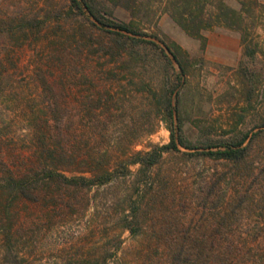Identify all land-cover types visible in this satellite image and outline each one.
Returning <instances> with one entry per match:
<instances>
[{"label":"rangeland","instance_id":"rangeland-1","mask_svg":"<svg viewBox=\"0 0 264 264\" xmlns=\"http://www.w3.org/2000/svg\"><path fill=\"white\" fill-rule=\"evenodd\" d=\"M113 1L99 0L111 8L115 6ZM166 1L143 0L145 8L136 20L150 36L174 42L188 55V83L180 92L187 137L195 141L203 135L221 142L245 133L251 137L257 134L249 158L235 165L187 155L193 152L184 149L183 153L166 154L152 172L153 188L140 196L143 231L138 237L123 230L119 221L127 209V192L133 191V177L127 184L120 181L100 190L74 192L70 203L64 205L60 201L52 212H48L44 202L20 198L14 202L0 194V264H81L100 251L109 236L124 241L118 254L119 264H167L163 255L169 236L190 229L192 233H205L210 239L219 228L230 236L248 231L261 234L252 243L260 251L251 245L245 247L244 240L238 237L241 254L229 264H264V18L253 33L252 46L257 55L252 59L245 54L238 32L216 27L204 32V40L188 35L166 13ZM259 1L264 4V0ZM227 2L240 7L236 0ZM114 15L119 21L133 19L130 12L121 8ZM34 17L39 18L41 28L17 31L21 20ZM44 20L47 23L42 25ZM85 22L70 11L69 0H0V61L5 64L0 70L7 71L6 78L10 80L12 76L13 82L0 93L1 160L10 165L24 164L33 152L28 116L33 109L35 118H43L46 111L37 68L57 83L60 95L63 83L69 86L64 67H71L70 73L76 77L74 84L71 82L69 91L61 92L63 98L59 99L62 104L69 101L72 108L66 116L71 139L82 135V144L89 152L116 156L147 152L154 145L170 142L169 127L152 104L154 97L148 94L155 87L150 80L158 77L150 69L143 74L150 87L124 81L118 88L122 95L106 97L101 119L107 121V126L96 128L87 120L81 106L90 91L84 88L94 87L79 84L80 75L88 68L82 64L101 72L107 59L99 60L91 45L78 47V42H88L83 36L98 33ZM97 40L94 37L92 41ZM74 56L83 62L72 65ZM107 76L103 73L98 81L106 83ZM9 85L6 82L3 86ZM80 118L85 121L80 123ZM137 169L132 168L134 173ZM242 200L246 201L240 205ZM224 218L227 224L221 227ZM8 228L12 230L10 246L4 236ZM8 247H12V253ZM216 251L200 264H221Z\"/></svg>","mask_w":264,"mask_h":264},{"label":"trees","instance_id":"trees-1","mask_svg":"<svg viewBox=\"0 0 264 264\" xmlns=\"http://www.w3.org/2000/svg\"><path fill=\"white\" fill-rule=\"evenodd\" d=\"M227 1L167 0L164 9L182 30L195 39L204 40V32L216 27L238 32L245 54L254 59L257 50L252 46V38L256 26L264 18V4L259 0H236L240 7L234 8ZM69 3L71 12L82 17L85 23L98 31L96 35L83 36L82 38H86L88 42L85 44L78 42V47L91 45L99 60L107 59L101 66V72L95 67L90 69L89 65L82 64L84 68L85 66L88 68L80 75L79 84L85 86L90 84L94 87L92 89L89 86V90L84 88V91H90V94L84 96L85 101L81 106L87 120L96 128L107 126V121L101 119L106 97L112 96L114 99L115 96L122 95L118 88L124 85V81L131 85L150 87L149 81L143 75L150 69L155 73L154 76L158 77L150 80L155 85L151 88V93L144 91L154 97L155 104L153 102L152 104L169 127L170 142L166 145H154L147 152H123L117 153L116 156L109 152H89L86 150L82 135L76 134L77 136L71 139L73 136L66 126L68 121L66 116L72 108L69 101L65 100V104H62L59 99L63 98L61 92L65 94L70 88V83L74 84L76 77L70 73L71 67L68 66L70 70L64 67L69 75H66L69 86L61 81L64 87L60 95L57 83L51 82L44 70L37 68V82L46 99L45 116L35 118L33 109L31 117L28 116V129L34 143L28 161L24 164L10 165L0 159V194L14 202L19 198L33 203L44 202L48 212H52L59 207L60 201H64V205L70 203L75 197L74 192L93 188L100 190L120 181L127 184L128 179L133 177L130 181L133 191L127 192L129 193L125 200L127 209L123 210L119 221L123 230L129 232L132 237H138L143 231L140 222L142 210L140 196L149 187L153 188L152 172L160 165L166 154L183 153L184 149L193 152L187 155L209 157L216 161L241 165L249 158L253 137L257 134L251 137L249 133H245L221 142L203 135L195 141L187 137L184 129L187 120L181 112L180 92L188 83L189 58L176 43L159 41L141 27L136 19L145 8L143 0H114L113 8L100 3L99 0H69ZM118 8L130 12L133 19L129 22L117 20L114 14ZM44 21L42 25L47 23ZM40 25L39 18H25L21 20L17 31L21 33L32 31L41 28ZM94 37H98L96 42L92 41ZM73 58L72 65L83 62L81 58L77 59L76 56ZM2 68H5V64L0 61V69ZM6 73L7 71L0 70V93L10 88L13 83L12 76L9 80ZM103 73L108 75L106 83L98 81L101 80ZM122 74L124 76L121 79L119 76ZM6 82L10 84L8 87L3 86ZM67 97L68 95L65 99ZM84 121L85 119L80 118V123ZM135 166L138 167L136 173L132 170ZM245 201L242 200L240 205ZM226 221L224 218L220 226L227 224ZM11 231V228H8L4 232L5 242L9 246L12 241ZM257 235L261 234L253 235L248 231L246 234L235 233L230 236L219 228L210 235V239H207L208 236L205 233L200 234L198 230L195 233L190 229L180 230L166 239L163 259L167 264H200L204 258L205 262L211 259L214 255L213 250H217L221 257L220 263L229 264L228 262L238 259L241 254L240 244L236 239L239 237L240 240H244L247 247L252 246ZM123 243L121 237L109 236L105 246L81 264H119L118 254ZM255 248L252 246V249L260 251ZM7 250L12 253V247H8ZM247 264H256V261Z\"/></svg>","mask_w":264,"mask_h":264}]
</instances>
